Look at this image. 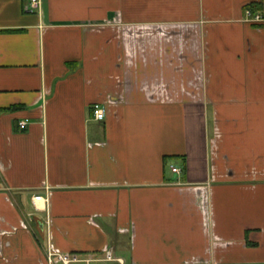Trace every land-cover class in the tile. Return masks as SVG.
<instances>
[{"label": "crops", "instance_id": "0c3cea01", "mask_svg": "<svg viewBox=\"0 0 264 264\" xmlns=\"http://www.w3.org/2000/svg\"><path fill=\"white\" fill-rule=\"evenodd\" d=\"M50 232L55 264H264V0H0V264Z\"/></svg>", "mask_w": 264, "mask_h": 264}, {"label": "built area", "instance_id": "2783aa9c", "mask_svg": "<svg viewBox=\"0 0 264 264\" xmlns=\"http://www.w3.org/2000/svg\"><path fill=\"white\" fill-rule=\"evenodd\" d=\"M41 0H31V10H36L40 7ZM252 11L248 10V14H251ZM255 18L257 20L261 19L260 15H256ZM92 115L95 119L102 120L107 115V105L101 102H96L92 105ZM27 124V120H23L19 122V126L24 128ZM173 171H179L180 168L178 166L172 165ZM35 200L45 201L48 202V197L43 195H36L34 196ZM51 232L49 234V244H48V251H47V259L49 264H55L57 261H62L64 263H68L70 261H77L80 260V257L77 255H72L69 253H63L61 251L55 250L52 244V237ZM107 259H113V255L111 253H106L105 256Z\"/></svg>", "mask_w": 264, "mask_h": 264}]
</instances>
